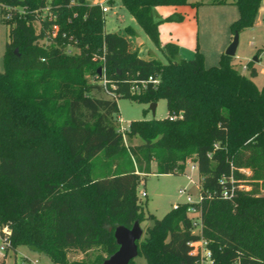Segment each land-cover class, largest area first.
I'll return each mask as SVG.
<instances>
[{"label":"trees","instance_id":"1","mask_svg":"<svg viewBox=\"0 0 264 264\" xmlns=\"http://www.w3.org/2000/svg\"><path fill=\"white\" fill-rule=\"evenodd\" d=\"M120 1L165 61L140 57L127 35L106 31L98 3L0 0L9 25L0 71V228L10 230L8 248L27 246L55 264H100L118 248L114 228L143 220L136 188L152 173V163L153 173L184 174L193 160L200 234L192 232L185 204L161 218L150 214L153 223L137 242L138 256L144 264H198L190 251L202 236L210 241L212 264H264V86L258 89L224 53L216 65L205 66L200 53L187 60L174 42L161 46L159 25L183 15L161 18L155 7L198 0ZM261 1L234 0L232 35L253 26ZM43 38L48 42L39 43ZM255 74L252 67L250 76ZM148 77L157 84L130 92L133 81ZM118 98L164 99L168 108L162 119L129 122L127 135L141 139L132 157L115 122ZM102 152L115 168L94 176L93 160ZM223 191L232 194L224 198ZM96 245L104 246L106 257L68 260L70 249Z\"/></svg>","mask_w":264,"mask_h":264},{"label":"rangeland","instance_id":"2","mask_svg":"<svg viewBox=\"0 0 264 264\" xmlns=\"http://www.w3.org/2000/svg\"><path fill=\"white\" fill-rule=\"evenodd\" d=\"M92 3L95 0H86ZM199 3L194 5H181L176 10L171 11L184 15V20L180 22H163L165 23L159 29L160 42L170 41L169 37L178 35L182 40L192 42L193 50L186 56L187 60L192 59L196 53L203 56L205 66L216 65L220 56L224 53L229 44L231 36L230 24L238 16V9L234 4V0H226V4L215 3L214 0H198ZM98 4L107 6L109 10L102 13L105 18L104 28L106 31L118 32L125 34V28L128 26L136 27V31L130 35L133 47L138 55L142 58L152 57L165 61L162 52L154 46L152 41L137 25L136 21L122 6L120 0H98ZM101 7V6H100ZM162 12L171 10L170 6H160ZM262 5L256 14L255 22L252 27L246 28L239 32V41L235 56H233V65L245 76L250 77L258 89L264 86V10ZM3 14L0 7V71L4 70V52L5 44L8 40L9 25L2 18ZM36 28L39 23H34ZM48 40L41 39L39 43H47ZM67 50L71 53L78 52V49L67 44ZM155 50V53L151 51ZM257 57V61L253 58ZM243 67H246L243 69ZM256 71L255 76H250L251 68ZM88 81H93L94 77L87 75ZM101 96H107L101 93ZM119 112L115 116L117 128L121 125L124 130L128 128L129 122L139 119H162L167 116L168 108L164 99H159L156 103L155 113L153 114L149 108L150 103H139L128 98L117 99ZM119 119L121 122L119 123ZM141 142L139 137H129L127 131L122 136V144L129 148L132 154L137 149V145ZM120 153V157L123 156ZM109 154L102 152L93 160L92 175L98 176L106 174L114 170L115 161L110 162ZM196 165L193 160H188L185 165L184 174H158L155 172V163H152V173L148 174L144 180L137 186L136 194L139 202L142 204V221L140 227L143 230L141 239L146 237V228L151 226L153 219H148L150 214L154 218H161L166 212L173 208L175 203H183L186 195H190L193 201H198L199 192V176L197 170L191 167ZM179 189H185L187 194H180ZM145 191L146 196L141 197L140 192ZM2 244L0 240V245ZM17 250L0 249V262L3 264H55L48 256L33 251L27 246L20 245ZM101 254L106 257L104 246H92L89 250L81 252L74 248L67 253L69 261L87 260L92 261L96 255ZM145 260L142 256L134 258V264H144Z\"/></svg>","mask_w":264,"mask_h":264},{"label":"built area","instance_id":"3","mask_svg":"<svg viewBox=\"0 0 264 264\" xmlns=\"http://www.w3.org/2000/svg\"><path fill=\"white\" fill-rule=\"evenodd\" d=\"M100 6H101L103 13L109 10L107 6H102V4H100ZM45 10H47V8H45ZM57 31H58V26L56 24H53L52 30L50 33L51 36L55 37L57 35ZM244 68L246 67H243V69ZM102 72L104 73V70L101 69V73ZM157 82L158 80L153 77H148V79H143L140 81H133V83L130 86V92L132 94H138L147 87L148 83L156 85ZM101 83L104 86H106L107 84L105 79L101 80ZM111 86L112 88H114V85H111ZM120 122L121 120L119 119V123ZM127 129L124 130L121 125L118 128L122 136L125 134V131H127ZM191 169L197 170L196 165H193ZM240 171L244 172L246 175H249L251 173L250 170L248 169H240ZM220 181L222 182V180ZM238 188L248 189V187H245L241 184L238 185ZM179 193L187 194V191L185 189H179ZM231 194L232 192L228 193L227 191H223L222 197L227 198V197H230ZM140 196L141 197L146 196V192L141 191ZM200 201H201V197H199L198 201H193L190 195L187 194L185 197V201L183 203H175L173 205V209H178L183 204L186 205V214L191 221L192 232L196 234H200L201 228H202ZM0 240L2 242V244L0 245L1 250H5L6 248L10 246V230L7 226H3L0 228ZM209 244H210V241L207 239H204L202 236H200L199 240L194 243L193 248L190 251V253L198 257V264H212L213 263L212 251H211ZM36 262L37 260L35 259L33 263L35 264ZM21 264H24V263L22 262Z\"/></svg>","mask_w":264,"mask_h":264},{"label":"water","instance_id":"4","mask_svg":"<svg viewBox=\"0 0 264 264\" xmlns=\"http://www.w3.org/2000/svg\"><path fill=\"white\" fill-rule=\"evenodd\" d=\"M239 41V32H235L232 36L231 42L228 44L224 54L230 57L235 56ZM17 53V50H15ZM257 61V57L253 58ZM97 73H101V68H97ZM149 108L152 113H155L156 103H150ZM143 230L140 227L138 220H135L131 227L124 225H117L114 228L113 235L118 246L117 250L108 257L104 258L100 264H128L136 256H138V244L141 239Z\"/></svg>","mask_w":264,"mask_h":264},{"label":"crops","instance_id":"5","mask_svg":"<svg viewBox=\"0 0 264 264\" xmlns=\"http://www.w3.org/2000/svg\"><path fill=\"white\" fill-rule=\"evenodd\" d=\"M92 3H93V4L98 3V0H95V1H93ZM262 5H264V0L261 1L260 6H259V9H258V12L260 11ZM160 6H163V5H160ZM160 6H156V7H155V10H156L157 14H158L161 18H165V17L171 15V11H174V10H176L177 7H179V6L165 5V6H170L172 9H171V10H165V11L162 12V11L160 10V9H162ZM180 6H181V5H180ZM262 10H264V7L262 8ZM174 13H177V12H174ZM174 13H172V14H174ZM132 18H133V17H132ZM183 20H184V15H183ZM164 24H165V23H161V24L159 25L158 29H160ZM130 27H131V26H130ZM131 28H132V30H133V33H135V31H136V27L132 26ZM133 33H132V34H133ZM125 35H127L128 38L130 39V35H129V34H126V32H125ZM232 36H233V35L231 34L230 39H229V41H228L229 43L231 42ZM169 39H170V41H168V42H174L175 44L178 45V47H179V56H180L181 58L186 59V58H187L186 56H188V55L192 52V50H193V46H194V45L192 44V42L187 41V40H184V39L182 40L178 35H176L175 37H169ZM130 41H131V39H130ZM131 43H132V41H131ZM165 43H167V42H162V43H161V46L164 45ZM132 48H133L134 50H136V49L133 47V44H132ZM151 52H152V53H155V50H152ZM151 58H152V57H145V59H151ZM16 250H17V248H16Z\"/></svg>","mask_w":264,"mask_h":264}]
</instances>
